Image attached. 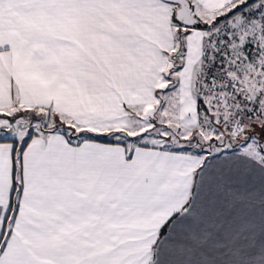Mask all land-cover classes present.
I'll list each match as a JSON object with an SVG mask.
<instances>
[{
	"label": "snow or ice",
	"instance_id": "6c2138e0",
	"mask_svg": "<svg viewBox=\"0 0 264 264\" xmlns=\"http://www.w3.org/2000/svg\"><path fill=\"white\" fill-rule=\"evenodd\" d=\"M0 264H264V0H0Z\"/></svg>",
	"mask_w": 264,
	"mask_h": 264
}]
</instances>
